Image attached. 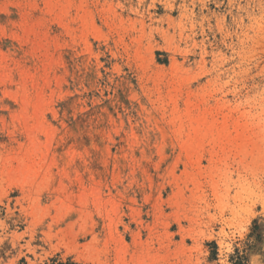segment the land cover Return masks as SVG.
<instances>
[{"label": "rangeland", "instance_id": "obj_1", "mask_svg": "<svg viewBox=\"0 0 264 264\" xmlns=\"http://www.w3.org/2000/svg\"><path fill=\"white\" fill-rule=\"evenodd\" d=\"M238 255L264 264V0H0V264Z\"/></svg>", "mask_w": 264, "mask_h": 264}, {"label": "trees", "instance_id": "obj_2", "mask_svg": "<svg viewBox=\"0 0 264 264\" xmlns=\"http://www.w3.org/2000/svg\"><path fill=\"white\" fill-rule=\"evenodd\" d=\"M257 238L260 239V237L258 236ZM239 257H237V263L236 264H245L247 262V257H245L244 255H238Z\"/></svg>", "mask_w": 264, "mask_h": 264}]
</instances>
